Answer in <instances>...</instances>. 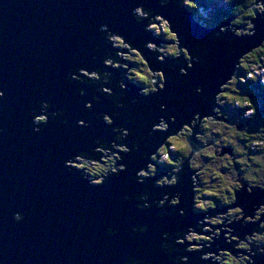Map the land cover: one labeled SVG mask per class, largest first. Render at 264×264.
<instances>
[{
    "label": "water",
    "instance_id": "water-1",
    "mask_svg": "<svg viewBox=\"0 0 264 264\" xmlns=\"http://www.w3.org/2000/svg\"><path fill=\"white\" fill-rule=\"evenodd\" d=\"M137 5L167 19L190 53L196 46L206 45V63L193 64L186 76L176 77L178 84L169 83L166 73L164 90L146 98L137 97L138 89L135 95L131 86L125 85L128 97L122 102L136 97L137 107L149 110L148 117L139 120L140 126L165 114L155 108L159 104L165 105V112H171L179 124L196 108L208 106L233 61L226 56L228 44L212 40L211 31L193 24L191 14L177 8L173 0L164 7L158 6L157 0H0V90L5 92V102L0 104V264H95L101 250L105 252L104 264H120L123 256L136 257L137 249L144 250L146 255L140 258L149 264H168V257L159 250L160 235L171 234L188 221L176 217L175 209L171 218L159 219L153 215L158 211L154 208L136 210L132 197L142 186L130 178L141 163L134 158L137 153L128 157L125 172L96 187L87 186L62 167L67 156L87 151L92 139H112L109 128L93 116L113 111L103 98L92 104L90 112L85 111L82 105L90 102L94 93L84 85L69 84L64 76L74 68L100 66L99 53L93 51V45L101 44L99 25H106L135 47L152 39L128 15ZM255 23L256 33L243 41L245 48L264 38V21L257 19ZM228 39L232 47L241 43ZM93 56L95 62L90 60ZM144 56L153 67L164 68L147 52ZM170 75L175 77L174 72ZM119 76L118 71L111 72L112 80ZM197 86L200 94L188 95L186 89ZM79 89H83L82 97L77 95ZM40 99L49 102V111H62L67 123H49L41 132L33 133L27 111ZM79 118L94 131L73 127ZM127 125L122 114L113 119L112 126ZM186 183L187 174L182 173L175 187L166 191L183 194ZM261 203L262 191L249 195L241 190L236 194V205L245 214ZM14 212L24 217L19 224L11 220ZM124 216L129 217L128 222ZM108 225L115 235L105 234ZM131 226H145L146 231L126 235ZM232 228L237 236L255 230L254 225L234 224ZM215 243L225 247L222 240ZM253 259L255 264H264V255Z\"/></svg>",
    "mask_w": 264,
    "mask_h": 264
},
{
    "label": "clouds",
    "instance_id": "clouds-1",
    "mask_svg": "<svg viewBox=\"0 0 264 264\" xmlns=\"http://www.w3.org/2000/svg\"><path fill=\"white\" fill-rule=\"evenodd\" d=\"M173 2L177 8L191 13L193 24L211 31L212 40L228 44L225 52L233 61L231 70L216 85L208 106L196 108L176 124L175 116L159 104L155 108L165 114L145 126L139 125L141 117H148L149 110L138 108L136 97L126 104L122 102L126 83L138 87L137 97L146 98L164 90L166 73L169 83L178 84L176 77L186 76L193 64H204L208 57L206 45L196 46L191 53L183 47L177 32L161 15L140 5L131 7L128 15L142 26L141 31L151 33L152 39L135 47L106 25H99L101 44L93 45V51L99 53L100 66L74 68L64 76L69 84L84 85L94 93L91 101L82 105L85 111L90 112L92 104L99 103L100 98L112 105L110 113L93 116V120L109 128L112 139L108 142L92 139L87 151L67 156L62 167L87 186L96 187L125 172L130 163L128 157L137 153L134 158L141 163L130 178L142 186L141 192L132 197L136 210L154 208L158 210L153 213L157 219L171 218L174 209V215L181 220L189 212L199 216L194 223L181 226L171 234L161 233L159 250L168 257V264H255L253 257L264 255V203L252 206L249 214H245L236 205V194L241 190L249 195L254 190L264 192V121L252 123L256 121L259 103H253L247 91L242 92L249 83L264 88V38L252 47L245 48L243 44L255 35L257 19L264 21V0ZM157 4L164 7L168 0H157ZM229 37L241 43L232 47ZM145 52L164 68L150 65ZM90 60L95 62L96 57ZM112 71L120 73L118 79L112 80ZM172 72L175 77L170 75ZM186 92L197 96L201 89L197 86ZM77 95L82 97L83 89ZM4 102L5 92L0 90V104ZM49 108V102L40 99L28 109L33 133L41 132L49 123L58 121L61 126L67 123L62 111H49ZM229 112L238 115L230 120ZM118 113L128 121L126 127L112 126ZM170 125L175 127L170 129ZM73 127L94 131L83 118L76 119ZM158 170L164 171L158 175ZM182 173L187 174L183 194L153 193V189L175 187ZM122 199L127 202L128 197ZM23 219L19 212L11 216L15 224ZM122 219L128 222L129 217ZM234 224L254 225L255 230L237 236L231 227ZM145 231V226H131L126 235ZM104 232L109 237L115 235L110 225L104 227ZM217 240H222L225 247L218 246ZM136 253V257L123 256L120 264H149L140 258L146 255L143 249H137ZM191 254L194 255L189 259ZM104 256L101 250L95 264H104Z\"/></svg>",
    "mask_w": 264,
    "mask_h": 264
},
{
    "label": "flooded vegetation",
    "instance_id": "flooded-vegetation-1",
    "mask_svg": "<svg viewBox=\"0 0 264 264\" xmlns=\"http://www.w3.org/2000/svg\"><path fill=\"white\" fill-rule=\"evenodd\" d=\"M126 84H128L129 86H131V89H133V92H134V94L136 95L135 89H138V87H137L136 85H133V84H130V83H126ZM252 88H253V87H251L250 85L246 84V85L244 86V88L242 89V92H243V91H247L248 94H250L249 91H252L253 93L250 94V95L253 97V102L255 101V96H259L262 100H264V93L262 92V90H261V91H255V90H252ZM125 91H126V89L124 90L123 95L126 94ZM126 97H128V95L125 96V98H126ZM260 103H261V108L264 107V101H261ZM258 110H260V107H258L257 111H258ZM227 114H228L230 120H231V119H235V117L238 115V113H235V112H229V113H227ZM261 117H262V116H261ZM261 117H260V118H261ZM260 118H257L256 121H254V122L260 121ZM242 123H248V122H242ZM225 151H227V150H225ZM152 191H153V193L155 194L156 192H159V191H166V189H153ZM220 210H221V209L217 208V211H220ZM186 218H187L188 225H189V224L194 223L195 220L199 218V216H198L197 214H194V213L189 212V213L187 214V217H186ZM189 219H190V220H189ZM237 225H240V224H237ZM240 226H241V225H240ZM244 226H245V225H244ZM244 226H243V227H244ZM232 227H233V225H232ZM241 227H242V226H241ZM192 255H194V254L189 255V258H190V256H192Z\"/></svg>",
    "mask_w": 264,
    "mask_h": 264
},
{
    "label": "trees",
    "instance_id": "trees-1",
    "mask_svg": "<svg viewBox=\"0 0 264 264\" xmlns=\"http://www.w3.org/2000/svg\"><path fill=\"white\" fill-rule=\"evenodd\" d=\"M248 85H250L251 87H253L252 90H255V91H261L262 90V92L264 93V88H260L257 85H253V84H250V83ZM261 116L262 117L264 116V107L260 108V110L257 111V117H256V119L257 118H260Z\"/></svg>",
    "mask_w": 264,
    "mask_h": 264
},
{
    "label": "rangeland",
    "instance_id": "rangeland-1",
    "mask_svg": "<svg viewBox=\"0 0 264 264\" xmlns=\"http://www.w3.org/2000/svg\"><path fill=\"white\" fill-rule=\"evenodd\" d=\"M188 12H189V11H188ZM189 13H190V12H189ZM190 14H191V13H190ZM150 34H151V33H150ZM171 63H173V62H171ZM125 89L128 90V87L125 86ZM137 92H138V91H137ZM249 93L252 94L253 92H252V91H249ZM261 101H264V100H262L259 96H255V101H254L253 103H257V102H258V103H259V107L261 108V103H260ZM260 121H264V116L260 118ZM252 123H256V122L253 121ZM159 171H164V170H158V175H159Z\"/></svg>",
    "mask_w": 264,
    "mask_h": 264
},
{
    "label": "bare ground",
    "instance_id": "bare-ground-1",
    "mask_svg": "<svg viewBox=\"0 0 264 264\" xmlns=\"http://www.w3.org/2000/svg\"><path fill=\"white\" fill-rule=\"evenodd\" d=\"M126 93H127V91H125ZM123 95V94H122ZM125 95H123V97H124Z\"/></svg>",
    "mask_w": 264,
    "mask_h": 264
}]
</instances>
